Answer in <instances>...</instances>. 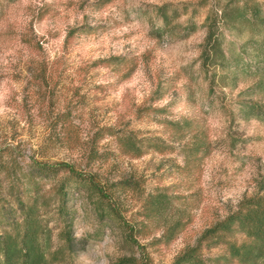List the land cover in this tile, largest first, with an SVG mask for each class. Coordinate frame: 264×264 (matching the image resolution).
<instances>
[{
  "label": "rangeland",
  "instance_id": "obj_1",
  "mask_svg": "<svg viewBox=\"0 0 264 264\" xmlns=\"http://www.w3.org/2000/svg\"><path fill=\"white\" fill-rule=\"evenodd\" d=\"M196 1L0 0V150L21 166L65 162L93 174L117 209L101 220L86 193L70 196L73 230L86 244L66 264H170L264 180V119L238 109L255 77L239 75L231 87L213 78L224 69L202 65L212 2L163 32L158 6ZM189 18L196 28L184 37ZM224 37V47L241 39ZM250 97L264 104V92ZM108 128L158 137L170 149L131 156ZM194 139L209 152L185 156ZM160 190L171 196L167 210L146 215L145 197ZM176 219L182 225L167 240Z\"/></svg>",
  "mask_w": 264,
  "mask_h": 264
},
{
  "label": "trees",
  "instance_id": "obj_2",
  "mask_svg": "<svg viewBox=\"0 0 264 264\" xmlns=\"http://www.w3.org/2000/svg\"><path fill=\"white\" fill-rule=\"evenodd\" d=\"M210 1L211 7L204 18L202 65L224 69L218 76L214 70L213 78L216 76L224 82L229 79L233 83L231 87L236 85L239 75L254 76L253 83L239 92L247 96L238 100V109L244 117L264 119V104L250 97L255 92H264V7L259 0ZM208 2L198 0L182 2L177 4L179 6L170 3L158 6L163 32L172 33L180 25L173 24V19L187 12L195 15L198 8ZM177 7H181L179 12ZM188 20L182 28L184 37L196 28L195 21ZM224 30L240 37V41H231L230 46L224 47ZM106 133L131 156H140L148 148L159 152L170 149V144L158 137L137 138L134 133H117L110 128ZM209 149L208 142L196 139L184 145L185 156L191 157L199 152L208 153ZM120 183L130 186L125 180ZM263 189L264 180H261L255 193L242 197L211 221L194 244L179 252L170 264H264ZM74 192L86 193L99 219L112 221L117 216V209L106 201L107 195L93 174L65 162L32 159L21 166L10 152L0 150V264H66L83 250L86 238L76 236L73 210L68 205ZM170 199V194L161 190L147 194L146 215L164 214ZM181 223L176 219L165 227L163 234L167 240L174 238ZM204 248H217L218 252L205 256Z\"/></svg>",
  "mask_w": 264,
  "mask_h": 264
}]
</instances>
